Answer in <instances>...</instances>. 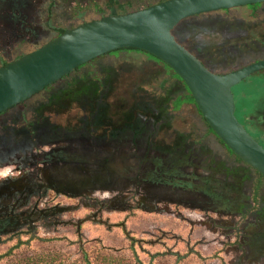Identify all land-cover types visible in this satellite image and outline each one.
Masks as SVG:
<instances>
[{
  "label": "rangeland",
  "instance_id": "obj_1",
  "mask_svg": "<svg viewBox=\"0 0 264 264\" xmlns=\"http://www.w3.org/2000/svg\"><path fill=\"white\" fill-rule=\"evenodd\" d=\"M116 1H129L133 11L161 0ZM37 2V20L44 22L47 17L49 26L68 29L102 16L106 0ZM250 8L221 10L182 21L172 35L210 71H233L264 56L259 45H264V3L253 11ZM56 33H40L36 46H18L13 55L38 48ZM157 74L154 65L141 55H103L0 116V143L21 139L40 119L46 122L48 131L69 133L92 128V133L88 130L86 134L94 137L122 132L146 134L144 139L151 136L148 141L153 149H163L166 161L184 164V185L190 187L192 182L206 194H184L178 199L161 192L155 199L150 188L142 184L123 190L89 188L85 175L82 181L78 179L82 190L36 189L17 204L13 213H24L20 218L25 222L13 231L0 229V264L44 252L59 254L62 264H78L84 253L92 251L122 258L126 264H264V188L260 193L249 188L250 178L244 180L241 169L234 170L233 158L206 133L194 107H179L178 100L170 99L169 93H177L180 88L174 85L170 91L162 90L156 82ZM231 93L236 120L264 149V70L242 80ZM49 94L54 96L52 102H46ZM185 103L189 99L184 94ZM37 143L27 144L29 150L33 148L29 151L33 157L24 162L16 158L0 160V186L4 187L1 182L7 177L19 176V169L27 171L36 186L54 172L39 165L37 159L54 146ZM82 143L90 145L85 140L78 141L76 147ZM97 147L103 152L100 149L106 145ZM28 161L34 165L23 168ZM136 164L132 160L128 166L133 169ZM42 168H47L45 176L39 174ZM98 170L102 169H93V176L101 175ZM77 175L79 178L82 174ZM162 177L169 179L165 174Z\"/></svg>",
  "mask_w": 264,
  "mask_h": 264
},
{
  "label": "water",
  "instance_id": "obj_2",
  "mask_svg": "<svg viewBox=\"0 0 264 264\" xmlns=\"http://www.w3.org/2000/svg\"><path fill=\"white\" fill-rule=\"evenodd\" d=\"M262 3L264 0H164L65 29L0 66V114L95 58L119 49H136L158 59L179 78L212 134L264 178V149L236 120L231 93L242 80L264 70V59L230 72L213 73L172 35L188 18Z\"/></svg>",
  "mask_w": 264,
  "mask_h": 264
},
{
  "label": "flooded vegetation",
  "instance_id": "obj_3",
  "mask_svg": "<svg viewBox=\"0 0 264 264\" xmlns=\"http://www.w3.org/2000/svg\"><path fill=\"white\" fill-rule=\"evenodd\" d=\"M195 57L206 67L197 56ZM53 98L54 96L49 94L46 102H52ZM9 110L1 113L0 116L6 114ZM22 113L24 112H19L18 114L21 115ZM36 124L35 128L23 133V138H14L15 140L10 138L7 142L0 143V160L5 158L12 160L16 158L24 162L26 158H32L33 156H29V151L33 150V148L29 150L28 146L31 141L38 142L39 146L52 145L54 147L39 154L37 159L40 163L39 165L46 166L50 171L52 169L55 173L50 174L52 179L48 176L45 180H40L41 184L37 182V186L35 185V181L29 178L27 171L23 172L22 169H19L21 170L19 176L15 178L7 177V180L4 179L1 182L4 187L0 186V229L5 228L13 231L12 229L15 226H19L25 222L24 219L20 218V216L25 215L24 213H13L15 212V208H17V204L22 202L25 199L24 197L32 195L36 189L42 191L52 189L57 192H65L67 190L77 191L80 189L78 188L80 187L79 182L82 181L83 175H85L83 179L89 184V188L105 187L123 190L126 187H139L141 184L143 186L146 185L152 191L151 196L155 199L159 198L158 196H160L159 193L161 192L174 194L178 199H181L182 196L184 197V194L197 197L201 196V194H206L204 190L195 186L192 182L190 187L184 185V164L180 162L176 163V160L173 163L168 160L166 161L167 157L164 151H162L163 149L152 148L151 143L148 141V139H151V136L148 139H144V137H147L146 134H126L122 132L116 135L113 134L114 136L112 137L109 134V136L94 137L92 136L93 134L91 135L92 128L88 129L91 133L87 134V129L63 133L61 131L46 130V122L43 119H40ZM85 140L89 142L90 147L83 143L79 147H76L78 141L84 142ZM98 145H106L105 148L109 147L110 150L106 151L105 148L102 149L101 147L100 150H103V152H99L97 150L99 149ZM130 150H134L135 153L128 154ZM132 160L137 161V164L133 165V169L128 166ZM22 165L25 168L27 165H34V163L28 161ZM85 166L87 168H84ZM95 168L102 169L98 170V172H101V175L93 176L92 173ZM46 169L42 168L39 170L40 176L41 174L45 176L43 172ZM77 172L82 174L79 178ZM89 174L90 178L87 181L86 177ZM164 174L169 178L168 180L162 177Z\"/></svg>",
  "mask_w": 264,
  "mask_h": 264
},
{
  "label": "trees",
  "instance_id": "obj_4",
  "mask_svg": "<svg viewBox=\"0 0 264 264\" xmlns=\"http://www.w3.org/2000/svg\"><path fill=\"white\" fill-rule=\"evenodd\" d=\"M162 1H164V0L157 1V2H155L153 4H156V3H159V2H162ZM130 5L131 4H130L129 1H125L123 3H120V2H118L116 0H106L105 6L102 8V10H103L102 16L126 13V12L130 11V7H131ZM147 6H149V5H146L143 8H145ZM259 6H260V4L250 5V7H251L250 9H251V11H253V9H255V8L259 7ZM218 12H220V11H218ZM212 14H215V13H212ZM206 15H210V14H203V15L191 17V18H188V19H186L184 21L199 19V18L204 17ZM102 16H100V17H102ZM95 18H97V17L95 16ZM63 31H64V29L58 31L56 33L55 37L58 36L59 34H61ZM172 34H173V32H172ZM229 45L231 46L233 44L231 43ZM259 45H261L263 47L262 49H264V45H262V44H259ZM189 52L191 54H193L192 51H189ZM122 53H125V54L134 53L136 55H141L146 60L151 62L154 65V67L157 69V73L158 74H157V81L156 82H158L160 84V86L163 87L162 90L165 89L167 91H170L169 88H171V86H174V85L177 86V89L180 88L179 92H177V93H174V94L169 93L170 99L172 101L175 100V102H177L176 100H178L177 106H179V107H184V105H186L188 107L189 106H193L194 109L196 110L191 96L189 95V93L185 89L184 85L179 80V78L166 65H164L162 62H160L158 59L154 58L153 56H151V55H149V54H147L145 52H142L140 50H136V49H119V50H115V51L109 52L108 54H106L104 56H108V57L112 56L113 57V56H118V55H120ZM101 57H103V56H101ZM101 57H98L96 59H99ZM96 59H93L90 62H93ZM262 59H264V56L261 59H257V60L255 59L253 62H256V61L262 60ZM4 64H6V63H3L2 65H4ZM85 65H87V63L77 67L75 70L80 69V68H82ZM208 70L210 71V69H208ZM213 73H217V72H213ZM220 73H222V72H220ZM156 88L160 89L159 86H156ZM184 94L189 99V103L188 104H186V103L184 104ZM172 101H171V103H172ZM196 115L200 118V120L202 121L203 125L205 126L206 133L208 135H212L218 141V143L223 147V149L227 152V154L230 155L233 158V160L235 162L234 170L237 171L236 170L237 168H239V170L241 169L242 176H243L244 180L249 179V177H247V176L251 172L257 178V180L259 182H263L264 181L263 177H261L259 174H257L255 171H253L252 169H250L246 165H244L240 160H238L235 156H233L221 144V142L212 134L210 129L207 127V125L205 124L204 120L200 117V115H199L197 110H196ZM83 257H84L83 261L81 263H78V264H126V261L124 259L109 256L106 253H103L101 251H92L89 254L84 253ZM62 263H63L62 256H60L59 254L52 253V252L33 253V254H30V255L19 257L16 260H13L12 262H10V264H62ZM68 264H77V263H68Z\"/></svg>",
  "mask_w": 264,
  "mask_h": 264
},
{
  "label": "crops",
  "instance_id": "obj_5",
  "mask_svg": "<svg viewBox=\"0 0 264 264\" xmlns=\"http://www.w3.org/2000/svg\"><path fill=\"white\" fill-rule=\"evenodd\" d=\"M39 5L37 0H0V66L24 55L17 52L13 55L18 46H26V49L36 46L42 37L40 33L46 32L45 36H49V33L62 30L57 26H49L46 14L44 22L42 19L41 21L37 20L39 15L35 13H38ZM23 41L26 43L21 44ZM248 176L252 182L249 184V188H255L260 193V190L264 188V181L259 182L251 173ZM252 193L251 203L254 204L255 190Z\"/></svg>",
  "mask_w": 264,
  "mask_h": 264
}]
</instances>
